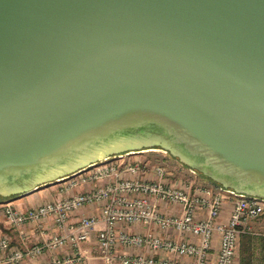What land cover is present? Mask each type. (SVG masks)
I'll use <instances>...</instances> for the list:
<instances>
[{"label": "water", "instance_id": "95a60500", "mask_svg": "<svg viewBox=\"0 0 264 264\" xmlns=\"http://www.w3.org/2000/svg\"><path fill=\"white\" fill-rule=\"evenodd\" d=\"M156 148L264 199V0H0L1 199Z\"/></svg>", "mask_w": 264, "mask_h": 264}, {"label": "built area", "instance_id": "2783aa9c", "mask_svg": "<svg viewBox=\"0 0 264 264\" xmlns=\"http://www.w3.org/2000/svg\"><path fill=\"white\" fill-rule=\"evenodd\" d=\"M122 158L65 180L67 189L97 184L84 192L26 210L3 204L0 214L19 244L0 230V264H84L88 257L103 264H234L239 238L250 234L251 223L264 215V199L181 183L158 165H117ZM227 200L232 207L223 220ZM93 206L96 214L70 222L76 212ZM26 226L38 231L35 243L27 244ZM134 226L146 231H130ZM46 254L51 255L43 258Z\"/></svg>", "mask_w": 264, "mask_h": 264}, {"label": "rangeland", "instance_id": "374dc122", "mask_svg": "<svg viewBox=\"0 0 264 264\" xmlns=\"http://www.w3.org/2000/svg\"><path fill=\"white\" fill-rule=\"evenodd\" d=\"M123 158L122 160L120 159L119 161L116 162L117 165H119L122 161L123 163H134V162H139V163H144L148 166H162L167 172H171L172 176L178 181V182H192L193 184H202L203 186H207L213 191H217V187H220L219 185H215L213 182H211L209 179L204 178L202 175H200L198 172H196V175H192L189 172V168L183 164H181L177 159L173 158L168 152H164L160 149H151V150H143L139 153H131L129 155L127 154H122ZM114 158V157H113ZM112 157L108 160H106L103 163L110 162L111 160H115ZM116 158V157H115ZM117 160V159H116ZM86 169L84 172H82V175H85L87 173ZM66 181H60L56 182L53 185L45 186L42 187L40 190L35 191L37 192L36 194L37 197H31L28 201V199L25 197L28 196H23L20 198H17L15 200H20L22 199V209L17 208L19 210H26L27 208H30L32 206H35L36 204H41L46 201L50 200H57L61 198L59 195V190L61 186H63ZM97 184L93 183L87 186L86 189H89L91 187H95ZM77 192L81 193L83 188L85 186H78ZM81 191V192H80ZM33 194V193H31ZM30 195V194H29ZM34 196V195H33ZM15 198V197H13ZM11 204V200L8 199H1L0 198V210L3 204ZM13 206V205H12ZM0 230L3 232H6L12 240L13 245H18L19 242L17 243V238H16V233L14 230H10L7 228L5 225L2 215L0 214ZM251 235L252 237L258 238V239H264V215L260 216L258 219L254 220L251 223ZM241 248H242V241L241 237L239 238L236 253H235V260L239 261L240 256H241ZM255 254L259 256L260 254V243L256 245L255 249ZM258 256H256L258 258ZM259 259V258H258ZM261 263V261H259Z\"/></svg>", "mask_w": 264, "mask_h": 264}, {"label": "crops", "instance_id": "0c3cea01", "mask_svg": "<svg viewBox=\"0 0 264 264\" xmlns=\"http://www.w3.org/2000/svg\"><path fill=\"white\" fill-rule=\"evenodd\" d=\"M66 183V182H65ZM66 184H64L63 186H61L60 190H59V195L61 197H64V196H68V195H73V194H77L79 192H77V189H80V187H75V188H65ZM87 186H85L82 190V192L88 190L86 189ZM81 192V191H80ZM37 192H34L33 194H30L28 196L25 197V199L27 198L28 201H30L29 199L31 197H37L38 194H36ZM34 195V196H33ZM23 200L20 199V200H11V203L12 205L15 207V208H21L22 209V202ZM37 205V204H36ZM231 201L230 200H227L225 203H224V206H223V211H222V218L223 220H226L230 214V210H231ZM98 212V208L96 206H93V207H84L82 208L81 210H79L78 212H76L70 219V222H76L81 216H84V215H90V214H96ZM25 231L27 233V244H32V243H35L37 240L40 239V235L38 234V231H36L34 228L30 227V226H26L25 228ZM130 231H136V232H144L146 231L144 228H140L139 226H134L132 228H130ZM16 233V232H15ZM247 235H251L250 234H247ZM243 236H246V235H243ZM243 236H241V241H242V238ZM95 237V233L93 234V239ZM16 238H17V243L19 242V238H18V235L16 233ZM126 252L128 253H135V252H147V250H134V249H125ZM51 254H46L45 256H43V258H48L50 257ZM24 264H38V261H25ZM84 264H103L101 260H99L98 258H95V257H88L87 260L84 262ZM234 264H241L240 263V260L237 261L235 260L234 261Z\"/></svg>", "mask_w": 264, "mask_h": 264}, {"label": "trees", "instance_id": "16d2710c", "mask_svg": "<svg viewBox=\"0 0 264 264\" xmlns=\"http://www.w3.org/2000/svg\"><path fill=\"white\" fill-rule=\"evenodd\" d=\"M215 185L217 186V184ZM259 243H260V254L258 256L255 254V249H256V245ZM256 256H258L259 259ZM240 257H241L240 258L241 264H264V239H258L252 237V235L243 236ZM259 261H261V263H259Z\"/></svg>", "mask_w": 264, "mask_h": 264}]
</instances>
